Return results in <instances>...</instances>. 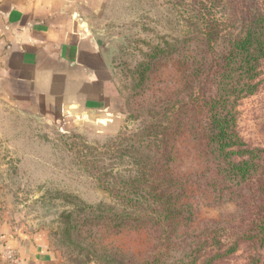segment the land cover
Masks as SVG:
<instances>
[{
	"label": "trees",
	"instance_id": "1",
	"mask_svg": "<svg viewBox=\"0 0 264 264\" xmlns=\"http://www.w3.org/2000/svg\"><path fill=\"white\" fill-rule=\"evenodd\" d=\"M190 2L194 30L153 46L133 72L125 109L141 126L107 148L110 166L127 170L92 167L112 202L76 199L67 217L63 245L73 264H220L243 244L264 250V148L248 146L238 130L239 104L261 87L264 0ZM186 136L202 163L190 183L215 205L237 208L199 229L189 181L174 170ZM125 232L148 238L140 261L106 243Z\"/></svg>",
	"mask_w": 264,
	"mask_h": 264
},
{
	"label": "rangeland",
	"instance_id": "2",
	"mask_svg": "<svg viewBox=\"0 0 264 264\" xmlns=\"http://www.w3.org/2000/svg\"><path fill=\"white\" fill-rule=\"evenodd\" d=\"M120 4L117 10L121 13L109 19L105 32L114 83L120 93L118 112L105 121L64 126L30 110L0 104V200L19 227L45 234L60 264H73L63 245L67 243L63 232L67 217L75 211L76 199L92 205L112 202L110 193L99 188L93 165L107 167L109 172L113 169V173L127 170L121 165L110 166L107 148L120 133L136 132L141 126V121L131 118L125 109L126 98L132 92L133 72L153 46L182 39L197 25L190 19V0H122ZM260 80L259 92L238 107L239 133L253 148H264V64ZM176 147L174 170L189 181L186 200L194 206L195 227L233 216L237 211L234 204L215 205L207 192L190 183L202 169L192 139H178ZM106 243L122 250L123 260L140 261L148 238L125 232L108 235ZM8 252L3 253L7 261ZM15 255L19 263L9 262L23 264ZM259 257L264 259L263 249L243 244L220 264H253V259Z\"/></svg>",
	"mask_w": 264,
	"mask_h": 264
},
{
	"label": "crops",
	"instance_id": "3",
	"mask_svg": "<svg viewBox=\"0 0 264 264\" xmlns=\"http://www.w3.org/2000/svg\"><path fill=\"white\" fill-rule=\"evenodd\" d=\"M121 1L0 0V104L64 126L118 112L105 32ZM6 251L60 264L45 234L19 227L0 200V264H12Z\"/></svg>",
	"mask_w": 264,
	"mask_h": 264
},
{
	"label": "built area",
	"instance_id": "4",
	"mask_svg": "<svg viewBox=\"0 0 264 264\" xmlns=\"http://www.w3.org/2000/svg\"><path fill=\"white\" fill-rule=\"evenodd\" d=\"M10 262H15V263H19V259L17 258V256L15 255V252L14 254L10 252H8L5 256Z\"/></svg>",
	"mask_w": 264,
	"mask_h": 264
},
{
	"label": "water",
	"instance_id": "5",
	"mask_svg": "<svg viewBox=\"0 0 264 264\" xmlns=\"http://www.w3.org/2000/svg\"><path fill=\"white\" fill-rule=\"evenodd\" d=\"M87 33H89V30H87Z\"/></svg>",
	"mask_w": 264,
	"mask_h": 264
}]
</instances>
